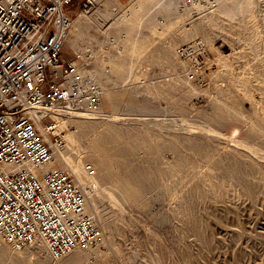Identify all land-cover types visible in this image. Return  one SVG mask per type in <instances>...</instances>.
<instances>
[{"label": "rangeland", "instance_id": "obj_1", "mask_svg": "<svg viewBox=\"0 0 264 264\" xmlns=\"http://www.w3.org/2000/svg\"><path fill=\"white\" fill-rule=\"evenodd\" d=\"M85 1L67 7L72 25L88 18L77 31L71 25L62 57L95 75L100 112L95 120L71 113L57 132L61 145L77 136L71 156L95 169L88 203L102 238L62 258L44 247L16 251L1 238L0 247L22 254V264H264V0H218L216 7L210 0H95L81 13ZM137 1L139 23L126 35L124 16ZM136 40L146 47L129 56ZM196 40L205 47L202 66L176 54ZM74 120L97 122V131ZM111 125L123 129L124 163L144 169L143 202L126 201L112 180L98 178L88 147ZM195 144L199 150L188 155Z\"/></svg>", "mask_w": 264, "mask_h": 264}, {"label": "built area", "instance_id": "obj_2", "mask_svg": "<svg viewBox=\"0 0 264 264\" xmlns=\"http://www.w3.org/2000/svg\"><path fill=\"white\" fill-rule=\"evenodd\" d=\"M94 1L82 3L81 13ZM72 2L0 0V238L16 251L42 245L53 258L102 238L88 203L97 187L93 166L84 164L82 184L52 164L61 119L100 112L95 75L62 57ZM176 54L196 66L206 55L200 40Z\"/></svg>", "mask_w": 264, "mask_h": 264}, {"label": "bare ground", "instance_id": "obj_3", "mask_svg": "<svg viewBox=\"0 0 264 264\" xmlns=\"http://www.w3.org/2000/svg\"><path fill=\"white\" fill-rule=\"evenodd\" d=\"M215 1H217V3H214L213 0H210V2H211L210 6L211 7L218 6V0H215ZM141 7H142L141 2H139V1L134 2L131 5L130 11L127 13V15L125 14V16H124V18H125V20H124V23H125L124 24L125 25L124 31H125L126 35H131L132 32L134 31L135 27L139 23L138 20L136 21V18L134 20H133V18L140 11ZM216 9L217 8L211 9L210 10L211 12H209V13L213 14ZM122 16H123V14H122ZM168 16H170V15H168ZM87 18L88 17H86V15L81 14L73 23V25H72L73 29H75L76 31L78 29H80L82 27L84 21H86ZM149 20H151L150 17H149ZM154 20H156V19H154ZM147 23H150V22H147ZM187 37H189V35L186 34V35H182L180 38L185 39ZM145 44H146L145 41H142V42H138L137 40L134 41L130 47L131 53H128V54H130L129 56L134 55L136 53L137 54L143 53L142 51L146 47ZM152 46H154V45H152ZM222 46H225V45H222ZM157 47L160 51L159 46H157ZM157 47H155V50ZM170 49H171V45H168L166 47L163 46L161 48V51L164 52L166 55H169ZM125 50H127V49H125ZM152 54H154V53H152ZM98 64L100 65V67H103V69H106L108 67H110L109 69H112L113 71L114 70L117 71V69H118L115 66V64H113V63L111 64V63H107V62L106 63L99 62ZM85 68L86 67H84V69ZM86 73L89 74L90 71L88 70V71H86ZM106 96L110 101H112L111 94H107ZM81 118L84 120H95V119H97V118H95L93 113H91V115L85 114L84 116H81ZM221 119H223V118H221ZM75 121L77 122V125H78L77 127H83L87 123H89L90 126H93L92 132L97 131V128H96V126H98L97 122H94V121L86 122V121H82V120H74V122ZM121 131H123V129H121V127L119 125H111V126L107 127V129H105L104 131H102L100 133L98 132L97 136L93 137L91 139L90 146L88 147V150L90 152V155L93 157V159L95 161L96 168H98L101 172V174H99V177H98L100 180H104V181L105 180H112L114 186L117 187L118 190L120 191L121 197L126 199V201H128V202H131V201L143 202V199H144L143 191H144V188L146 187L145 185L147 184V182L143 180V177L145 176L144 175L145 172H144V169L143 168L141 169L140 167H139L140 170L138 168H137V170H132L129 168V166H127L126 163H124V161H126L125 153L128 152V148H127V143H124V142L122 143V141L120 140V137H121L120 132ZM151 131H153V130H151ZM72 134L69 135L70 137L67 139L66 144H63V145L57 147V149L55 150L54 160L52 161V164L57 162V163H59L60 168H62V169L67 168L69 170V172L71 171L72 174L76 177L75 179L78 182L83 184L86 182L85 180L87 177L85 176L84 173H83L84 176L81 173L83 171V167L81 166L82 163H80L78 161V159H75V157H72L71 155L73 152H70L73 150V148H71V146H70L71 145L70 140L73 142V140L77 137V136H72ZM138 146H140V145H138ZM152 148H153V146H152ZM198 150H199V146H198V144H195L193 146V149L189 150V151H191V153L188 155H191L192 153H194L195 151H198ZM155 154H156V152H155ZM188 155L186 157L187 160L189 158ZM189 166H190V164H189ZM106 183H107V181H106ZM118 190H117V192H118ZM114 198H116V197H114ZM42 247H43L42 245H37V249H41ZM28 253H29V251H28ZM14 254H15V251H14ZM14 254H13V256L9 255V253L6 252L5 249L0 247V259L9 258V259H11L12 264H22V260H23L22 254H19V255L15 254V256H14Z\"/></svg>", "mask_w": 264, "mask_h": 264}, {"label": "crops", "instance_id": "obj_4", "mask_svg": "<svg viewBox=\"0 0 264 264\" xmlns=\"http://www.w3.org/2000/svg\"><path fill=\"white\" fill-rule=\"evenodd\" d=\"M115 1H117V2H119V3H121V4H123V3H127V2H129V1H131V0H115Z\"/></svg>", "mask_w": 264, "mask_h": 264}]
</instances>
